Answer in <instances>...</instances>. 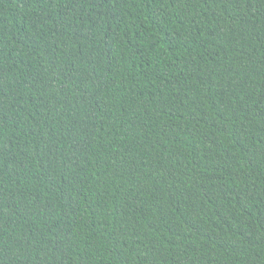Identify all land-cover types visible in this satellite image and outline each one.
<instances>
[{
	"label": "trees",
	"instance_id": "trees-1",
	"mask_svg": "<svg viewBox=\"0 0 264 264\" xmlns=\"http://www.w3.org/2000/svg\"><path fill=\"white\" fill-rule=\"evenodd\" d=\"M0 264H264V0H0Z\"/></svg>",
	"mask_w": 264,
	"mask_h": 264
}]
</instances>
